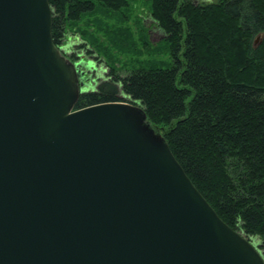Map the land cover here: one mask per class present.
I'll use <instances>...</instances> for the list:
<instances>
[{"label": "water", "instance_id": "1", "mask_svg": "<svg viewBox=\"0 0 264 264\" xmlns=\"http://www.w3.org/2000/svg\"><path fill=\"white\" fill-rule=\"evenodd\" d=\"M48 0H0V264H264L143 109L83 89Z\"/></svg>", "mask_w": 264, "mask_h": 264}, {"label": "trees", "instance_id": "2", "mask_svg": "<svg viewBox=\"0 0 264 264\" xmlns=\"http://www.w3.org/2000/svg\"><path fill=\"white\" fill-rule=\"evenodd\" d=\"M48 2L56 46L68 19L94 10L90 0ZM152 7L154 21L170 34L171 66L135 69L123 79L108 75L96 91L80 94L74 109L140 106L218 216L264 253V0H152ZM259 33L263 40L254 47Z\"/></svg>", "mask_w": 264, "mask_h": 264}, {"label": "rangeland", "instance_id": "3", "mask_svg": "<svg viewBox=\"0 0 264 264\" xmlns=\"http://www.w3.org/2000/svg\"><path fill=\"white\" fill-rule=\"evenodd\" d=\"M90 1L94 4V10L82 14L79 20L68 19L64 40L57 46L71 63L78 64L82 93L96 91L108 75L123 79L135 69L171 66L170 43L167 39L170 34L154 21L152 0H124L116 7L98 0ZM192 1L206 5L219 0ZM176 21L184 24L177 16ZM262 40L263 34H257L253 46H259ZM75 50L79 55L76 61H72L67 53ZM118 96L124 99L121 90ZM250 242L264 260L259 242Z\"/></svg>", "mask_w": 264, "mask_h": 264}, {"label": "flooded vegetation", "instance_id": "4", "mask_svg": "<svg viewBox=\"0 0 264 264\" xmlns=\"http://www.w3.org/2000/svg\"><path fill=\"white\" fill-rule=\"evenodd\" d=\"M81 54V53H80ZM79 53L75 50L74 52L67 53V56L70 58L72 61H76L77 56Z\"/></svg>", "mask_w": 264, "mask_h": 264}]
</instances>
